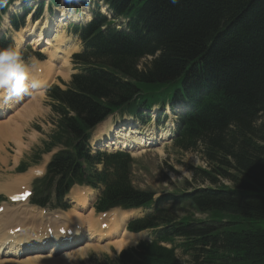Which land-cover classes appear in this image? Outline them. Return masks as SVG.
<instances>
[{"label":"trees","instance_id":"obj_1","mask_svg":"<svg viewBox=\"0 0 264 264\" xmlns=\"http://www.w3.org/2000/svg\"><path fill=\"white\" fill-rule=\"evenodd\" d=\"M10 1L2 0L0 12ZM102 1L124 27L94 11L78 30L79 72L67 89L51 90L57 132L66 146L73 141V152L49 166L60 175L58 189L75 181L101 186L98 209L152 207L128 228H153L154 238L122 252L117 264H264V229L251 226L264 219V0ZM165 92L190 106L174 147L199 154L206 167H192V176L211 186L152 199L133 186L130 157L91 156L85 145L106 115L134 99L147 106ZM183 204L207 217L179 218L174 207Z\"/></svg>","mask_w":264,"mask_h":264},{"label":"bare ground","instance_id":"obj_2","mask_svg":"<svg viewBox=\"0 0 264 264\" xmlns=\"http://www.w3.org/2000/svg\"><path fill=\"white\" fill-rule=\"evenodd\" d=\"M30 2L32 4H36L38 0H30ZM46 5L47 4H44V6L40 7L37 3V5H34L31 9L35 15L37 12H39L37 18L39 20L38 22L41 25V32H36L38 24L37 22L27 30L28 36L35 37L32 41L33 43H37V39L42 40L43 38H41V36L43 35V33L48 36V38H45L42 42L43 46H45L44 49H46L42 50H44L43 52L46 51V53L48 54V59L39 62V64L34 63L30 72V75L33 78L39 79L45 83L51 80L53 81L52 78H54L55 76H60L64 80L68 79L71 68L69 61V50L66 48L67 42H65L68 41V37L64 36L62 31L56 34L58 28H56V25H54L51 21L52 19H55V17L47 16L49 8L47 9ZM43 12L44 14H46L44 18H42L43 16H41ZM53 13L54 12H52V14ZM69 14L70 13H68L67 11H62L61 15H59L60 18L57 19V22H61L63 18L69 17ZM54 32L56 33L54 34ZM16 40L19 42L24 41V34L17 33ZM33 92L34 93L31 95L32 98L30 97L31 101H27V103L24 102L21 107L16 109V114L19 118L17 123L14 121V117H11L13 114H1L0 162L10 156V153L7 149L12 144V146L14 147L13 160L14 164L16 165L18 157L22 154L25 147L27 146V142L24 141V139H26V133L23 132V129L24 127H27V122L29 120H31L34 116L41 114L40 102L43 99V90H36ZM7 108L11 109V112L15 109L12 106ZM102 133H104L103 129L100 130V136L102 135ZM126 136L127 134L125 133H117V137ZM28 137L31 138V140L33 139V135L29 136L27 134V138ZM141 142L143 143L141 144L143 146L145 144L144 140H142ZM141 152H143V150ZM40 172L41 170H31L27 174L17 177L16 181L20 184L18 187V191H15L13 187L8 183H5L7 185H2L0 187V191L4 189V192L10 196L12 194L18 193L21 187L20 192L23 193L27 189L26 182L30 181L32 177ZM79 193L72 194V201L75 203V205L72 210L69 211V215L66 214L67 212L61 213V215L71 223L69 224L65 222L61 225H58V228L62 229V232L65 231V233L63 232L62 235L55 231L54 226L52 227L50 225H43L42 223H35V216L38 214V212L35 213L36 210L33 208H31V210H27L25 208L8 210L6 208H3V210L0 212V264H60L58 259L59 257L54 258L50 257V255H52L57 250L65 248V240L74 245V243H76L77 241L85 238L87 242L84 250L86 251L90 247L105 250H109V248L112 247L114 250L119 251L135 243L136 235L129 233L125 227V220L128 215L126 212H121L114 209L109 213L100 214V216H103L99 218H95L93 209H89L88 197L84 195V193L83 195L78 196ZM22 205H26V203H23ZM31 212L33 214H31ZM38 216H40V214ZM27 217L30 218L28 221L26 220ZM23 223H25L26 227H24ZM35 225H37V227H41L42 229H37ZM16 227H19V230H14ZM47 228H51V230L49 229V231H47ZM48 233L59 236L56 237L57 239H51V236ZM104 239H108V241L103 245H99V241H102ZM43 241H47L48 244H50L49 255L28 256V254H25V258H21V255L24 252L30 251L28 250V248L34 246L42 247L40 242ZM95 241H97L98 243ZM82 252L84 251L81 250L79 253ZM75 254L77 255L76 252ZM64 259H66L69 264L71 263L70 258L66 257Z\"/></svg>","mask_w":264,"mask_h":264},{"label":"rangeland","instance_id":"obj_3","mask_svg":"<svg viewBox=\"0 0 264 264\" xmlns=\"http://www.w3.org/2000/svg\"><path fill=\"white\" fill-rule=\"evenodd\" d=\"M47 1H49V0H44V1L40 0L37 3L39 5L41 2H43V5H44V4L48 3ZM20 3H21V5L18 7H14V10L11 8L12 15H22L24 13L26 14L27 12H29L33 8L34 5H37V3L32 4L31 2L30 3L20 2ZM58 3H59L58 7H60V9H53V11H52L49 8L48 14H47L48 17L49 16H52V17L59 16L58 13H62V11H64L63 8H65L67 10V12L70 14H76L78 12L77 17H81L83 14L86 17L92 16L93 10L101 11L102 13L106 14V16L108 18H110L112 16L111 13L109 12V10L107 9L106 4L100 0H93V3L90 6H82L81 5V7H78L77 4H73L70 2L66 7H64L63 1H58ZM26 4H27V7L25 8ZM44 9H45V7H44ZM52 12H55V14L54 13L52 14ZM45 15L46 14H44V12H43L41 15V16H43L42 18H44ZM52 17H50V18H52ZM25 21L29 22L28 16L25 17ZM114 24L118 25L120 28L124 27L123 19H116ZM27 25H30V23H27ZM64 30H66V29H64ZM55 33L56 32H54V34ZM62 33L64 34V36H67L63 31H62ZM56 34H58V32ZM12 37L15 38V33L13 31H12ZM68 39H69V37H68ZM65 42H67V41H65ZM69 42L71 43L70 54L73 51L79 49V45H78L77 41H74V39L72 37H71V40ZM76 43H77V45H76ZM39 47H41V45ZM41 51H44V50H41ZM36 53H39V51L38 50H35V51L30 50L31 56L34 57V54H35V57H38L36 55ZM43 56L45 58H47L46 53H44ZM149 60H150V57L143 59L140 66H143V63L145 61H149ZM54 62H56V61H54ZM70 63H71V73H72V71H74L73 70L74 65L72 64V61ZM57 64H58V62H57ZM40 67H41V65H40ZM69 77H70V75H69ZM68 80H69V78L64 80V81H68ZM53 83L63 87V85L61 83V77L60 76L55 78ZM31 98H32V96H31ZM31 98L27 99V101L30 102ZM42 98L43 99L40 102L41 114L36 115L31 120H29L27 122V127L26 128L24 127V129H23L24 130L23 132L26 133V136H25L26 139H24V141L27 142V146L25 147L22 154L18 157V161H17L16 165H18L20 163L21 159H25L27 162H29L30 159L27 158L26 156L31 155L32 153H37V152L40 153V149L42 147V141L44 139H46V137L49 136L50 134L55 133V124L57 121L60 120L59 119V110H54L53 108L50 107V105L48 104V97L46 95V91H45V93H43ZM157 98H159V97H157ZM57 105H58L57 101H54L52 106H57ZM140 105L142 106V105H144V103L141 102ZM180 108L186 109V107H184V106L180 107ZM42 109H43V111H42ZM147 113H148L147 110L142 111V115H143L144 119L146 118L145 114H147ZM160 115H161V113L158 112V117H160V120L162 121L164 116H160ZM168 117H169V115H168ZM169 119H170L169 123L167 122L163 125V126L167 127V128H165V131L160 132V135L164 133V136H165L164 141L160 142L159 144H156L155 146H149V147L144 148V150H146L145 153H142L140 155L139 154L138 155L133 154L134 156H132L135 160V162L133 163V165L130 168L131 176H132L131 177L132 183L134 184L135 187H138V188H141L144 190L153 191L154 197H157L163 193L171 192V191L181 192L183 190L190 189L191 187L196 188V187H202V186H211V184H209L208 182H200V180L198 178L194 179V177L192 176L193 175L192 170H191L192 167L193 168L198 167V166L206 167V162L203 161V159L201 157H199V154L195 151L181 152V151L177 150L175 147H173L174 146V143H172L173 127L170 124V121H173V124H176V121L180 120V117H178L177 119L174 117H172V118L170 117ZM146 125H149V126L145 127V129H146L145 131L148 134L157 130V125L152 120L149 124H146ZM99 127H97L96 130H98ZM159 127H161V123H160ZM95 133H96V131L94 132V134ZM167 133H171V136L167 137L166 136ZM27 134L29 136L33 135V139L31 140V138H29V137L27 138ZM9 149H12L13 154H14V147H12V144L7 149L8 152H9ZM10 153L11 154L9 156V160L5 164L0 163V184L9 183L10 181L12 182L16 179V177H19L18 175H16V171H15L16 165L14 164V160H13L14 156L12 154V151H10ZM49 156H50V154H43L41 156V159L46 161L49 158ZM13 177H14V179H13ZM29 188L32 189V181L29 182ZM74 189H79V188L75 187ZM80 190H82L85 193L87 192L86 194L88 197L92 196L94 193V191L92 189H89V190L88 189H80ZM88 193H89V195H88ZM3 195L6 196L7 194L3 193ZM79 195H83V193H79L78 196ZM72 198H73V195L71 196V199ZM1 200H2V197L0 196V206H4L5 203H2ZM70 205H72V204H70ZM174 209L176 211H178L177 215L179 218L192 217L195 219H197V218L205 219L207 217L206 214L198 213L195 210H193V208L188 204H183L181 206H175ZM57 211L60 212L61 210L57 209V210L52 211L51 209L46 208L44 210V212L46 213L44 218L46 220L49 218H52L53 215L58 214ZM121 212H123V211H121ZM142 212H143V210L139 209L138 213H140V214H137V215H142ZM35 213H36V211H35ZM66 214L69 215V211ZM228 215H230V217H232L231 214H228ZM94 216H95V218H99L103 215L98 216L94 213ZM55 217H58V216H55ZM39 218H40V216H38V215L35 216V220H34L35 223H38L37 221ZM29 219L30 218H28V217L26 218L27 221ZM66 222L71 224L67 220H66ZM23 224H24V227H26L25 223H23ZM61 224L62 223H55L53 225L55 231H57L58 233H60L59 230H61L58 228V225H61ZM35 226L37 229H40V230L42 229L41 227H37V225H35ZM251 226L253 228H263L264 229V219H259V220L253 221L251 223ZM47 231H49V229ZM63 232L65 233V231H63ZM148 232H149V230H143V231L139 232L138 234L140 237H142V236L148 235ZM82 239L85 242H87L85 238H82ZM81 240H79V241H81ZM79 241H77V242H79ZM105 241H106V239L101 241L100 243L103 244ZM85 242H79L77 245H75L76 243H74L75 246L71 247V249L69 250V252L67 254L68 256L65 254V255H62V257L58 258L59 263L60 264H66V263L69 264V262L66 259H64V258L68 257L71 259L70 264H95L99 260H100L101 264H112V262L110 260L115 259L116 255H117V251H115L112 247H110L109 250L97 249L95 247H90L88 249L89 251L88 250L86 251V250H84V248L86 247ZM65 249H66V247L61 249V250H65ZM61 250H59V251H61ZM81 250H83L84 252L79 253ZM75 252L77 253V255L75 254ZM175 252H176L177 257L179 258V260L181 262H186L189 259V257L184 252H182V249L180 247H178ZM21 257L23 258V255ZM106 257H109L110 260H106Z\"/></svg>","mask_w":264,"mask_h":264},{"label":"clouds","instance_id":"obj_4","mask_svg":"<svg viewBox=\"0 0 264 264\" xmlns=\"http://www.w3.org/2000/svg\"><path fill=\"white\" fill-rule=\"evenodd\" d=\"M30 66L24 61L18 48H0V103L7 104L13 99L43 90L45 82L30 75Z\"/></svg>","mask_w":264,"mask_h":264}]
</instances>
